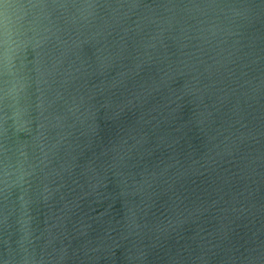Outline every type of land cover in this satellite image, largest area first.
<instances>
[{
  "label": "water",
  "instance_id": "1",
  "mask_svg": "<svg viewBox=\"0 0 264 264\" xmlns=\"http://www.w3.org/2000/svg\"><path fill=\"white\" fill-rule=\"evenodd\" d=\"M0 264H264V0H0Z\"/></svg>",
  "mask_w": 264,
  "mask_h": 264
}]
</instances>
